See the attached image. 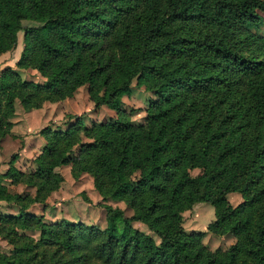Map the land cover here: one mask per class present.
Returning <instances> with one entry per match:
<instances>
[{
    "label": "trees",
    "instance_id": "16d2710c",
    "mask_svg": "<svg viewBox=\"0 0 264 264\" xmlns=\"http://www.w3.org/2000/svg\"><path fill=\"white\" fill-rule=\"evenodd\" d=\"M263 24L264 0H0V55L22 31L16 66L45 78L0 71V139L16 99L29 110L86 85L94 107L116 112L89 126L79 114L65 129L43 127L30 173L12 155L0 200L17 211L0 213L11 245L0 264H264ZM134 79L154 95L142 122L122 108ZM61 165L76 179L89 174L103 200L132 214L105 203L100 227L28 211L59 188ZM4 179L35 194L11 193ZM232 192L242 197L235 206ZM200 202L214 219L187 232L182 213ZM207 232L235 242L211 250Z\"/></svg>",
    "mask_w": 264,
    "mask_h": 264
},
{
    "label": "rangeland",
    "instance_id": "374dc122",
    "mask_svg": "<svg viewBox=\"0 0 264 264\" xmlns=\"http://www.w3.org/2000/svg\"><path fill=\"white\" fill-rule=\"evenodd\" d=\"M27 24H30V22L25 21L24 25ZM22 46L23 32L20 31L17 35L16 48L0 55V71L10 67L20 70L22 79L43 82L45 78L35 69H24L16 66ZM153 96L152 91L145 89L143 85H137L134 79L131 90L122 97V108L128 112L134 109L135 112L130 118L142 122L145 118L148 101ZM79 114L82 115V124L85 126H89L93 122L107 121L110 117L116 116L115 110L105 106L94 107L93 102L89 99L86 85L79 87L72 97L57 102H44L40 107L29 110L16 99L15 112L10 118L12 127L10 132L0 139V176L6 172L8 162L13 154H16L14 165L17 168L26 173L32 172L35 168L34 158L39 154L45 142L39 131L46 126L51 129H65L68 123L75 121L72 116ZM81 141L87 142L90 139L82 135ZM78 148V145L74 147V154ZM55 170L62 174L64 178L61 185L46 198L45 203H34L28 211L43 214L46 221L66 218L71 221L95 224L100 227L106 226L105 211L102 207L105 203L120 207L124 210L125 216L132 214V210L123 201H114L110 198L103 200L93 187L92 177L89 174L84 173L76 179L71 175L69 165H61L56 167ZM191 173L197 174L198 170H193ZM4 183L11 193L24 195L29 193L32 196L35 194V188L24 183L10 184L9 179H4ZM86 197L91 199L90 203L86 200ZM227 199L231 205L235 206L242 200V197L239 193L232 192L227 195ZM10 207L8 202L0 201V213H15L17 211V206ZM182 216L183 227L187 232L205 231L208 223L214 219L213 207L204 202L196 203L191 209L184 211ZM133 225L151 234L146 225L137 222H134ZM27 234L37 237V233L27 232ZM155 239L159 241L158 238L155 237ZM234 242V236L229 233L221 237H215L207 232L203 237V243L211 250L226 249ZM10 248L11 245L0 237V252H7Z\"/></svg>",
    "mask_w": 264,
    "mask_h": 264
},
{
    "label": "crops",
    "instance_id": "0c3cea01",
    "mask_svg": "<svg viewBox=\"0 0 264 264\" xmlns=\"http://www.w3.org/2000/svg\"><path fill=\"white\" fill-rule=\"evenodd\" d=\"M28 69V68H27ZM19 72H20V70H19ZM112 117H114V116H112ZM90 197V196H89ZM91 198V197H90ZM91 200V199H90ZM1 201V200H0ZM9 204V203H8ZM11 207H15V205H13L12 203L11 204H9ZM10 207V208H11ZM16 213V212H15ZM15 213H12V214H15ZM138 224H141V223H139V222H137Z\"/></svg>",
    "mask_w": 264,
    "mask_h": 264
}]
</instances>
